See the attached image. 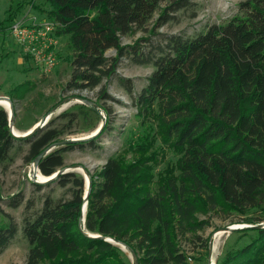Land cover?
Wrapping results in <instances>:
<instances>
[{
	"label": "trees",
	"instance_id": "obj_1",
	"mask_svg": "<svg viewBox=\"0 0 264 264\" xmlns=\"http://www.w3.org/2000/svg\"><path fill=\"white\" fill-rule=\"evenodd\" d=\"M40 1L49 9L42 10L37 0L29 4L58 24L57 37L73 52L70 90L93 89L111 79L126 57L155 71L135 100L142 132L128 147L132 159L112 157L91 175L85 223L84 178L60 174L55 181L71 184L73 195L58 203L47 199L35 217L25 219L26 264H130L103 238L124 243L138 264H188L181 242L201 240L198 232L210 226V214L235 213L247 224L264 223V0H244L228 22L191 38L173 35L148 54L123 45L121 38L142 29L165 0ZM189 5V0L171 1L159 25ZM17 15L11 12L10 22ZM111 49L117 54L108 58ZM103 108L107 119L97 136L68 143L38 161L44 176L64 168L65 152L95 146L110 127L111 111ZM77 109L85 120L90 112L99 116L84 104ZM59 136L50 130L16 138L0 108V165L23 141L30 146L27 162H35ZM167 151L177 156L175 164L156 172ZM240 232H253L252 240L227 251L218 264H264V228ZM17 233L13 220L0 226V254Z\"/></svg>",
	"mask_w": 264,
	"mask_h": 264
},
{
	"label": "rangeland",
	"instance_id": "obj_2",
	"mask_svg": "<svg viewBox=\"0 0 264 264\" xmlns=\"http://www.w3.org/2000/svg\"><path fill=\"white\" fill-rule=\"evenodd\" d=\"M171 1L173 0H165L142 29H134L123 36L122 44L135 45L140 52L148 54L154 51L156 45H165L168 37L182 35L191 38L206 31L211 25L228 22L238 14V4L244 0H189L188 7L173 13L172 19L159 25V16ZM37 4L42 10L49 9L40 0H37ZM16 11V18L24 17L25 22H30L32 17H45L30 6L29 0H0V97L9 98L12 104L15 113L13 120L8 114L11 128L27 132L39 124L35 132L42 134L55 130L60 133L54 143L81 139L91 136L107 119L103 107H108L111 111L109 129L94 143V147L87 144L83 148L77 147L65 152L64 168L57 173L63 174L66 170L73 169L78 177L85 180L78 168L89 171L92 175L99 172L112 157L122 155L131 160L132 154L128 147L142 132L135 100L148 85L149 77L155 71L154 66L138 64L126 57L121 60L116 75L111 79L104 80L93 89L70 90L68 83L73 73V52L68 48L66 39L58 40L57 68L49 74L43 73L30 61L23 59L19 45L9 33V15ZM116 54L111 49L105 55L112 58ZM121 78L129 82L122 85ZM20 85L22 87L16 91L15 88ZM105 95L111 98H105ZM80 97L87 99L90 104L86 106L98 110L99 116L90 112L88 119H83L77 109L78 105L83 104ZM60 147H55L53 151ZM29 149L26 141L16 143L8 159L0 165V226L8 224L10 220L18 226L16 237L0 254V264H26L29 245L22 232L25 219L35 217L43 209L47 199L58 203L71 199L73 195L71 184L62 186L55 180L45 184L39 182L38 173L41 171H37L35 162L26 160ZM176 160L177 156L167 151L156 172L165 169L167 163L175 164ZM205 217L198 215V219ZM207 218L210 226L198 232L201 240L181 242L182 250L188 256V264H212L213 257L215 264H218L227 251L242 247L252 240L250 237H253V232H240L252 225L243 222V217L238 214L222 218L210 214ZM228 228L231 230H226ZM219 232L223 234L216 241L214 237ZM121 250L124 259L133 264L131 252Z\"/></svg>",
	"mask_w": 264,
	"mask_h": 264
},
{
	"label": "built area",
	"instance_id": "obj_3",
	"mask_svg": "<svg viewBox=\"0 0 264 264\" xmlns=\"http://www.w3.org/2000/svg\"><path fill=\"white\" fill-rule=\"evenodd\" d=\"M57 26V23L47 18L32 17L30 22H25L23 17L12 21L8 29L19 45L23 59L46 74L59 65Z\"/></svg>",
	"mask_w": 264,
	"mask_h": 264
},
{
	"label": "water",
	"instance_id": "obj_4",
	"mask_svg": "<svg viewBox=\"0 0 264 264\" xmlns=\"http://www.w3.org/2000/svg\"><path fill=\"white\" fill-rule=\"evenodd\" d=\"M4 99L9 100V102H10V99H9V98H5V97H4ZM79 100H80L83 104H85V105L90 104L89 101H88L87 99L79 98ZM10 103H11V102H10ZM11 106H12V104H11ZM4 110H5V109H4ZM5 111H6V110H5ZM6 112H7V111H6ZM7 113H8V112H7ZM8 114H9V113H8ZM13 118H14V110H13V108H12V111H11V114H10V119L13 120ZM104 125H105V121L102 122L101 129L98 131V133L93 134V135H91V136H89V137H85V138H81V139H73V140H69V141H65V142H61V143H53V144H51L49 147H47V148H46V149H45V150L39 155L38 159L35 161L36 165H37V163H38V161H39L40 159H42L44 156H46V155H48L49 153H51L55 147L64 146V145H66V144H68V143H73V142L86 141V140H89V139H91V138L97 136V135L101 132V130H102V128H103ZM10 129H11L12 134H13L16 138H21V139H23V138H27V137H29L30 135H32V134L35 132V130H34V131H32L30 134H28V135H20V136H17V135H15V133H14V131H13V128H11V125H10ZM37 167H38V166H37ZM38 169H39V168H38ZM74 172H75V171H74L73 169H69V170H66V172L63 173V174H66V173H74ZM85 172L88 174L89 186H88V191L86 192V195L84 194V199H85L86 203H85L84 206H83V223H85V220H86V212H87V206H88V196H89V194H90L91 185H92L91 175H90L89 171H86V170H85ZM60 174H61V172H58V173L56 172V173H54V174L52 175V176H54V177L51 178L48 182L54 181V180H55ZM49 177H51V176H49ZM48 182H46V183H48ZM245 228H264V223H263V224H260V225H252V226H248V227H245ZM245 228H244V229H245ZM226 230H231V229L228 228V229H226ZM89 234H90V235H88V234H86V235L89 236V237H94V238H102L100 235H94V234H91V233H89ZM103 239H105L106 241H108L109 243H111V244H113V245H115V246H118V244L123 245L127 250H129V251L131 252L132 257H133V264H138V257H137V254H136L135 252H133L132 250H130V249H129L124 243H121V242L117 241V240L114 239V238H103ZM116 243H118V244H116Z\"/></svg>",
	"mask_w": 264,
	"mask_h": 264
},
{
	"label": "bare ground",
	"instance_id": "obj_5",
	"mask_svg": "<svg viewBox=\"0 0 264 264\" xmlns=\"http://www.w3.org/2000/svg\"><path fill=\"white\" fill-rule=\"evenodd\" d=\"M0 106L3 108V109H5L8 113H9V115L11 114V111H12V106H11V103L8 101V100H6V99H4V97H0ZM39 126V124L38 125H35L32 129H30V130H28L27 132H20V131H18L16 128H13V131H14V133H15V135H17V136H20V135H28V134H30L32 131H34L37 127ZM101 126H102V124L99 126V128L98 129H96V130H94L93 132H92V135L93 134H96V133H98V131L101 129ZM85 137V136H84ZM84 177H85V195H86V192L88 191V186H89V181H88V174L85 172V170L84 169H82V168H78L77 169ZM54 176H51V177H47V176H44V175H42L41 173H38V178H39V182L40 183H46V182H48L51 178H53ZM88 235H90L89 233H87ZM223 233L222 232H219V233H217L216 235H215V239H216V241L220 238V236L222 235ZM219 241V240H218ZM116 244H118V243H116ZM118 246L121 248V249H123V250H126L127 251V249L123 246V245H121V244H118ZM216 246V245H215ZM219 250V249H218ZM214 252V254H215V251H213ZM212 264H215V257H213L212 258Z\"/></svg>",
	"mask_w": 264,
	"mask_h": 264
}]
</instances>
